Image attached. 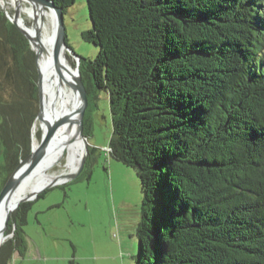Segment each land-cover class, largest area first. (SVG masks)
I'll use <instances>...</instances> for the list:
<instances>
[{
  "label": "trees",
  "instance_id": "obj_1",
  "mask_svg": "<svg viewBox=\"0 0 264 264\" xmlns=\"http://www.w3.org/2000/svg\"><path fill=\"white\" fill-rule=\"evenodd\" d=\"M53 1L65 14L77 0ZM86 1L83 39L99 51L82 80L89 102L108 93L109 154L142 186L134 264H264V0ZM0 78L6 183L31 153L39 89L35 52L2 11ZM32 204L11 216L0 264L26 250Z\"/></svg>",
  "mask_w": 264,
  "mask_h": 264
},
{
  "label": "rangeland",
  "instance_id": "obj_2",
  "mask_svg": "<svg viewBox=\"0 0 264 264\" xmlns=\"http://www.w3.org/2000/svg\"><path fill=\"white\" fill-rule=\"evenodd\" d=\"M5 10L9 16H14L15 7L9 0ZM45 10L49 11L48 8ZM0 11L5 13L3 0H0ZM32 22L33 18L26 17L27 26L31 27ZM64 26L66 43L71 51L65 52L76 69V56L92 60L99 51L83 39V34L92 28L86 0H77L66 11ZM7 93L4 85L0 90V108L5 107L7 100L12 101ZM96 93L90 98L85 113L88 147L85 166L68 182L48 189L36 198L38 200L31 201L28 224L24 228L26 250L21 254L13 253L7 264H134L139 250L141 181L135 169L111 158L108 150L113 127L109 95L101 90ZM2 118L0 115V192L9 174ZM36 123L35 119L31 130L32 144L34 138L38 144L41 142L42 130L39 128L34 132ZM90 149H95L91 155ZM66 156L65 151L61 159L63 164L67 161ZM62 163L51 169V174H63ZM10 235L8 240L13 237L12 233Z\"/></svg>",
  "mask_w": 264,
  "mask_h": 264
},
{
  "label": "bare ground",
  "instance_id": "obj_3",
  "mask_svg": "<svg viewBox=\"0 0 264 264\" xmlns=\"http://www.w3.org/2000/svg\"><path fill=\"white\" fill-rule=\"evenodd\" d=\"M10 3L17 7L20 21L23 24L26 22V17L33 18L35 9L26 6L24 0H9ZM8 0H5L7 5ZM28 3V2H26ZM46 9V8H45ZM38 25L40 28V44L43 46L41 52L35 53L38 65L43 77V100L42 107L44 116L47 119H54V116L59 117L60 121H64L67 115L71 112L76 114L80 107L81 97L80 91L76 84V69L69 62L66 52L61 49L57 58H55L52 50V40L56 33V16L54 10H42L38 14ZM46 20L49 23H46ZM42 23V24H41ZM33 30V29H32ZM33 34V32L31 31ZM80 66V65H79ZM65 117V118H63ZM63 118V120H61ZM76 119V117L74 118ZM45 127V123H36L34 132L41 126ZM33 145L38 146L36 138L33 140ZM67 153V161L65 164L61 162L62 157ZM87 152L86 143L81 138L78 132L77 123L64 121L63 124L56 130L51 142V146L47 156L44 158L39 170L26 181L25 185L20 188L13 200L29 195L32 191L38 190L45 185L51 183L58 177L57 174H51V169L58 164L64 165L63 174L75 172ZM61 179V178H59ZM7 209L1 206L0 212V238L2 231L5 230L8 224L6 223Z\"/></svg>",
  "mask_w": 264,
  "mask_h": 264
},
{
  "label": "water",
  "instance_id": "obj_4",
  "mask_svg": "<svg viewBox=\"0 0 264 264\" xmlns=\"http://www.w3.org/2000/svg\"><path fill=\"white\" fill-rule=\"evenodd\" d=\"M30 4V7L35 9V15L33 17V22L31 27L27 26L26 24H23L22 21H20L19 18V12L18 8L15 7V14L13 17L9 16L6 12V4L5 0H3V10L5 11L7 18L10 20L12 24H14L18 30L28 39L31 49L35 53L41 52L43 50V46L40 44V27L42 25H38V14L39 11L45 10V8H48L49 10H54L55 16H56V33L52 40V50L54 53L55 58L58 57L61 49L62 50H68L70 49L67 46L66 43V31L64 26V11L62 8L58 7L53 0H24ZM42 24V23H41ZM33 29V30H32ZM33 32V34L31 33ZM71 52V51H70ZM69 52V53H70ZM75 55V54H73ZM37 58V57H36ZM76 61L78 63V67L76 68L77 75L76 77V84L77 88L80 91V107L78 109V112L74 114L71 112L69 115H67L66 119L64 121H70L73 122L74 120L77 123L78 132L81 138L86 141L87 137L84 133V117L86 110L89 105V96L88 91L86 89V86L82 80L81 72H80V60L81 58L76 56ZM37 64V70H38V89H39V113L36 117V121L40 123H45V127L42 125V135H41V142L38 144L37 147H35L32 144V150L28 157H26L24 160L20 162V165L17 167V169L13 172V174L10 176V178L7 180L5 185L3 186L1 192H0V212H1V206H4V208L7 209V215H6V223L9 224L11 216L13 213L20 207L21 204L26 202L34 201L40 194L45 192L48 189H51L55 186H58L60 184L68 182L71 178H73L77 173H79L83 167L85 166L86 162V156L88 151L83 156L80 166L78 169L73 172L69 173L67 175L60 174L54 181L51 183L45 185L44 187L32 191L29 193V195L23 196L22 198H19L17 200H13L12 198L15 196L17 191L22 188L26 181L30 179L41 167L42 162L44 161V158L47 156L52 139L54 137V134L56 130L63 124L64 121H60L59 117L54 116V119H47L44 116L43 113V107H42V100H43V93H42V86H43V77L41 70L38 65V60L36 59ZM76 117V119H74ZM65 118V117H63ZM63 118L61 120H63ZM86 145V150H87ZM110 148V147H109ZM61 178V179H59ZM7 231V229H6ZM12 235H7L5 230L2 231V235L0 238V250L6 240L10 238Z\"/></svg>",
  "mask_w": 264,
  "mask_h": 264
},
{
  "label": "built area",
  "instance_id": "obj_5",
  "mask_svg": "<svg viewBox=\"0 0 264 264\" xmlns=\"http://www.w3.org/2000/svg\"><path fill=\"white\" fill-rule=\"evenodd\" d=\"M108 152H110V148H109Z\"/></svg>",
  "mask_w": 264,
  "mask_h": 264
}]
</instances>
